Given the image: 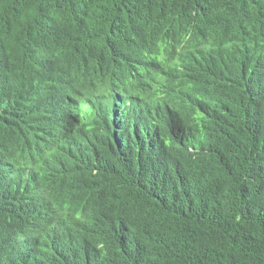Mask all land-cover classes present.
I'll return each instance as SVG.
<instances>
[{
	"label": "trees",
	"instance_id": "1",
	"mask_svg": "<svg viewBox=\"0 0 264 264\" xmlns=\"http://www.w3.org/2000/svg\"><path fill=\"white\" fill-rule=\"evenodd\" d=\"M0 264H264V0H0Z\"/></svg>",
	"mask_w": 264,
	"mask_h": 264
},
{
	"label": "clouds",
	"instance_id": "2",
	"mask_svg": "<svg viewBox=\"0 0 264 264\" xmlns=\"http://www.w3.org/2000/svg\"><path fill=\"white\" fill-rule=\"evenodd\" d=\"M161 42L159 41V40H156V39H154V40H150V43H149V45L148 46H151V45H158V44H160ZM126 82V81H125ZM122 85H123V83H122ZM121 87V86H120ZM111 88H113V86H111ZM130 88V86L128 87V88H126V89H129ZM120 89H123V87H121ZM125 89V88H124ZM131 93H132V91H130ZM115 96L117 97L116 99L118 100V105H120L124 100H126V102H127V104L128 105H132L131 103H130V99H128L129 98V95L128 94H126V92L125 91H120V93L119 94H115ZM136 101L134 100V103H135ZM122 106L124 105V104H121ZM88 177V176H87ZM1 178H2V176H1ZM86 197H84L83 195H82V198H81V200H80V202L81 203H92L93 204V201H92V199H90V196L88 195V194H84ZM115 198V195H114V193H106L104 196H103V198H102V201H103V205H104V209H105V211L106 212H108V213H112V211H113V202H112V200Z\"/></svg>",
	"mask_w": 264,
	"mask_h": 264
},
{
	"label": "bare ground",
	"instance_id": "3",
	"mask_svg": "<svg viewBox=\"0 0 264 264\" xmlns=\"http://www.w3.org/2000/svg\"><path fill=\"white\" fill-rule=\"evenodd\" d=\"M144 72H141L140 73V76L143 74ZM120 75H122V73L120 74ZM119 78H120V76H119ZM122 80H124L123 82L121 81V83H119V82H117L116 80H113L112 81V85L111 86H121V87H123V89H120V90H122V91H125L126 92V94H128L129 95V98H132V99H134L135 97L133 96V94L130 92L131 91V89L129 88V89H126V88H128L130 85H129V83L128 82H125V81H127V78L126 79H122ZM122 83H123V85H122ZM125 88V89H124ZM133 93H134V91H132ZM114 98L113 99H115L116 97L115 96H113ZM64 118V117H63ZM66 119V118H65Z\"/></svg>",
	"mask_w": 264,
	"mask_h": 264
},
{
	"label": "water",
	"instance_id": "4",
	"mask_svg": "<svg viewBox=\"0 0 264 264\" xmlns=\"http://www.w3.org/2000/svg\"><path fill=\"white\" fill-rule=\"evenodd\" d=\"M117 102H118V101H117ZM125 103H127L126 100H124L121 104H125ZM121 104H120V106H122Z\"/></svg>",
	"mask_w": 264,
	"mask_h": 264
}]
</instances>
